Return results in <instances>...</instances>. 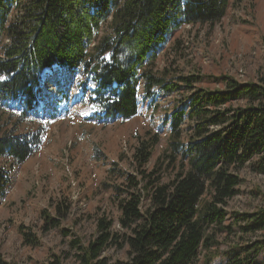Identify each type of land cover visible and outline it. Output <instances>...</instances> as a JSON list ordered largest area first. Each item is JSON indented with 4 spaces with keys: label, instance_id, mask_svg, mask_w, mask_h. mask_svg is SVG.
I'll return each mask as SVG.
<instances>
[{
    "label": "trees",
    "instance_id": "16d2710c",
    "mask_svg": "<svg viewBox=\"0 0 264 264\" xmlns=\"http://www.w3.org/2000/svg\"><path fill=\"white\" fill-rule=\"evenodd\" d=\"M24 1L0 0V43L8 40L0 56V160L20 166L41 149L43 129L18 135L5 130L1 115L8 108L18 112L20 122L39 116L46 70L53 76V72L75 74L81 69L88 80L93 78L90 102L102 123L134 119L140 95L148 101L158 91L187 93L164 120L170 129L169 146L154 171L146 174L144 167L158 136L140 141L136 149L141 181L126 176L123 184L114 186L122 232H115L107 218L99 219L94 241L88 246L79 239L71 243L77 263L198 264L204 254L205 263L211 264L213 249L226 235V242L237 237L228 264H254L264 250V207L236 214L232 224H227L226 208L239 194L241 171L250 168L264 176V72L256 83L231 79L226 90L208 91L196 88L200 77L169 79L168 72L159 76L154 71L159 50L172 32L185 26L215 27L226 17L231 0ZM14 12L18 18L10 22ZM105 26L107 32L100 35ZM60 87L62 100L47 104L50 120L56 118V105L69 99L66 88ZM234 102L246 105L234 106ZM187 121L192 126L185 141ZM165 170H174L169 182L162 180ZM10 183L0 165V195ZM69 211L65 203L57 206L53 218L43 211V232L60 227ZM19 231L25 245H38L26 227ZM110 248H127L128 259L112 263L103 257ZM0 264H10L1 252ZM49 264L61 260L54 256Z\"/></svg>",
    "mask_w": 264,
    "mask_h": 264
},
{
    "label": "rangeland",
    "instance_id": "374dc122",
    "mask_svg": "<svg viewBox=\"0 0 264 264\" xmlns=\"http://www.w3.org/2000/svg\"><path fill=\"white\" fill-rule=\"evenodd\" d=\"M17 18L18 13L14 12L10 22ZM104 32L106 26L100 35ZM6 44L7 39L0 43V56ZM154 71L159 76L168 72L169 79L200 77L196 88L208 91L226 90L231 79L239 84L256 83L264 72V0H231L226 17L215 27L197 25L175 30L161 46ZM53 73L51 76L46 70L44 74L45 104L62 100L64 89L60 86L66 88L70 100L74 99L72 104L59 106L56 120H48L49 109H43V116H30L23 122L16 110L5 108L1 115L5 130H15L18 135L41 129L44 132L41 149L23 165L0 160L11 181L5 194L0 195V252L10 264H49L54 256L60 258L61 264H78L71 243L79 239L83 246H88L97 235V222L101 218L112 221L115 232H122L114 186L123 184L126 176L141 181L134 155L140 141L150 140V136H158L159 142L154 145L144 170L146 174L154 171L169 146L170 129L164 120L187 96L184 89L170 95L158 91L157 97L148 101H142L140 95L137 117L127 122L102 123L91 119L90 94L83 91L93 88L91 78L88 80L81 70L75 74ZM233 105L245 106L246 102ZM190 126L192 123L187 121L185 141L191 135ZM173 176L174 170L162 172L163 182H169ZM239 176L242 180L239 194L226 208L227 224L235 221L236 214H251L264 207V176L250 168ZM141 188L142 184L137 190ZM62 203L70 206L67 218L60 227L44 233L42 212L47 210L53 218ZM144 204L145 209L148 201L144 200ZM22 225L36 238L37 246L24 244L19 231ZM236 239L226 242V235H221L219 247L213 249L215 259L211 264H228ZM103 257L112 263L125 261L128 249L110 248ZM198 264H206L204 254ZM254 264H264V250Z\"/></svg>",
    "mask_w": 264,
    "mask_h": 264
},
{
    "label": "bare ground",
    "instance_id": "6f19581e",
    "mask_svg": "<svg viewBox=\"0 0 264 264\" xmlns=\"http://www.w3.org/2000/svg\"><path fill=\"white\" fill-rule=\"evenodd\" d=\"M91 80H92V82H93V88L95 87V81H94V79L93 78H91Z\"/></svg>",
    "mask_w": 264,
    "mask_h": 264
}]
</instances>
